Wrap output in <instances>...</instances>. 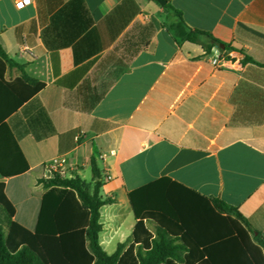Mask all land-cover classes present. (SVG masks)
I'll use <instances>...</instances> for the list:
<instances>
[{"label":"crops","instance_id":"0c3cea01","mask_svg":"<svg viewBox=\"0 0 264 264\" xmlns=\"http://www.w3.org/2000/svg\"><path fill=\"white\" fill-rule=\"evenodd\" d=\"M18 1L0 0V41L46 86L7 120L30 165L0 176L14 221L36 229L48 161L64 157L70 177L91 182L94 158L102 193L115 201L101 208L102 247L132 238L130 194L153 183L179 194L162 200L175 218L161 227L176 243L208 232L196 194L238 207L264 237V0H166L221 43L209 53L177 43L154 0H84L93 28L51 49L44 30L71 0ZM20 74L8 70L7 79ZM97 94L104 96L86 110ZM145 224L155 232V222Z\"/></svg>","mask_w":264,"mask_h":264},{"label":"trees","instance_id":"16d2710c","mask_svg":"<svg viewBox=\"0 0 264 264\" xmlns=\"http://www.w3.org/2000/svg\"><path fill=\"white\" fill-rule=\"evenodd\" d=\"M163 9L164 26L175 33L177 43L201 45L206 53L221 44L211 34L189 27L181 11L170 3ZM93 26L94 20L84 0H71L52 18L51 25L44 30V39L51 49L71 46ZM73 29L74 34H67ZM247 61L254 63L251 58ZM14 69L21 72L20 76L8 80V70ZM45 86L30 78L23 66L10 58L0 41V176L3 179L30 170L7 120ZM103 96L97 94L93 105L86 110H91ZM91 169V182L77 175L62 177L58 173L39 180L46 192L34 231L13 220L15 209L6 195L5 182L0 180V206L7 227L6 234L0 226V264H264L262 232L253 227L238 207L195 192L192 193L201 199L197 202V215L208 222V232L200 231L197 239L183 235L182 242L176 243L175 237L161 227L164 219L175 218L173 208L165 206L162 200L174 199L179 194L173 189L160 190L157 183L130 194L138 223L132 238L108 254L100 244L101 208L115 201L102 193V172L94 158ZM145 220L156 223L155 233L148 229ZM185 230L190 231L188 227ZM205 232L207 238H201Z\"/></svg>","mask_w":264,"mask_h":264},{"label":"built area","instance_id":"2783aa9c","mask_svg":"<svg viewBox=\"0 0 264 264\" xmlns=\"http://www.w3.org/2000/svg\"><path fill=\"white\" fill-rule=\"evenodd\" d=\"M31 3V0H19L16 3V6L18 8H23L26 5H29ZM214 64L218 63V60L213 61ZM81 136L76 135V139H79ZM68 161L64 157H56L51 159L45 164V174L46 177H52L54 174L58 173L62 177H70L68 175V167H67ZM109 178V177H107Z\"/></svg>","mask_w":264,"mask_h":264},{"label":"rangeland","instance_id":"374dc122","mask_svg":"<svg viewBox=\"0 0 264 264\" xmlns=\"http://www.w3.org/2000/svg\"><path fill=\"white\" fill-rule=\"evenodd\" d=\"M87 180L91 181V177H89V179ZM0 226L2 227L3 231L7 234L5 212L1 206H0ZM103 248L108 254H113L116 251L117 243L115 241L113 243H104Z\"/></svg>","mask_w":264,"mask_h":264},{"label":"water","instance_id":"95a60500","mask_svg":"<svg viewBox=\"0 0 264 264\" xmlns=\"http://www.w3.org/2000/svg\"><path fill=\"white\" fill-rule=\"evenodd\" d=\"M162 7H164L167 4L166 0H156Z\"/></svg>","mask_w":264,"mask_h":264}]
</instances>
